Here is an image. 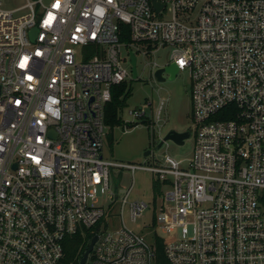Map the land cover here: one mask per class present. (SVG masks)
I'll return each instance as SVG.
<instances>
[{
	"label": "built area",
	"instance_id": "1",
	"mask_svg": "<svg viewBox=\"0 0 264 264\" xmlns=\"http://www.w3.org/2000/svg\"><path fill=\"white\" fill-rule=\"evenodd\" d=\"M164 45L191 71L193 157L106 158L113 87ZM114 166L154 172L153 202L132 185L119 212ZM127 204L151 220L131 228ZM116 217L85 263L264 264V0H0V264H60L68 237Z\"/></svg>",
	"mask_w": 264,
	"mask_h": 264
},
{
	"label": "rangeland",
	"instance_id": "2",
	"mask_svg": "<svg viewBox=\"0 0 264 264\" xmlns=\"http://www.w3.org/2000/svg\"><path fill=\"white\" fill-rule=\"evenodd\" d=\"M29 0H2L7 8H17L26 4ZM173 47L164 45L154 52L138 54V79H131L127 91L130 95L122 111V124L113 128L107 125L105 137L104 156L118 163L137 166H159L165 162L166 155L182 160V167H187L188 161L193 157L195 150V124L193 118L192 101V75L187 67L178 71L174 79H170L165 73L166 79L158 81L155 70L158 67L173 62L171 58ZM123 57H128V49L122 47ZM126 65L129 66L128 62ZM161 118H157V111L161 104ZM146 114L136 117L130 113L132 109H143ZM171 130L190 131V137L179 144L172 139L166 140L160 148H155L164 136ZM150 154L146 155V152ZM154 172L146 168H137L132 171L127 166H114L111 173V183L114 195H118L115 208L120 212L123 190L132 189L128 200L146 201L152 203ZM134 182V184H133ZM169 188V187H167ZM166 188V189H167ZM108 198L100 197L101 204H107ZM160 203V202H159ZM125 223L131 228H141L145 222L152 218V209L147 211L145 217L131 220L129 204L124 207ZM107 222V219H106ZM121 225V218L116 217L110 223L105 221L99 229V233L116 229ZM161 235V231L158 229ZM90 264V263H85Z\"/></svg>",
	"mask_w": 264,
	"mask_h": 264
},
{
	"label": "trees",
	"instance_id": "3",
	"mask_svg": "<svg viewBox=\"0 0 264 264\" xmlns=\"http://www.w3.org/2000/svg\"><path fill=\"white\" fill-rule=\"evenodd\" d=\"M128 27V25H124ZM127 83L116 85L113 87V100L107 105L105 122L111 128L122 124V109L126 105L127 98L130 91L126 90ZM98 225L85 229L74 236H70L66 240L65 255L60 264H80V260L87 250L92 237L98 233ZM164 244L162 241L158 242V250L162 258H164L163 251Z\"/></svg>",
	"mask_w": 264,
	"mask_h": 264
},
{
	"label": "water",
	"instance_id": "4",
	"mask_svg": "<svg viewBox=\"0 0 264 264\" xmlns=\"http://www.w3.org/2000/svg\"><path fill=\"white\" fill-rule=\"evenodd\" d=\"M36 31H37L36 27L32 28V30H31L32 39L35 38ZM131 64H132L133 78H137L138 77L137 56L133 52L131 53ZM178 70H179L178 65L175 62H172L168 65H165V66H162V67H159L158 69H156L155 76H156L158 81H164L166 79L165 73H168L170 76V79H174L178 73ZM190 135H191L190 131L171 130L164 136V138L161 140V142L155 148H160L163 145V143L169 139H172L179 144H183L185 142V139L190 137ZM148 154H150V151L146 152V155H148ZM97 239H98V235H94L92 237L87 250L84 252V254L80 260V264H84L87 261L88 255L91 252V250L93 249V246H94Z\"/></svg>",
	"mask_w": 264,
	"mask_h": 264
}]
</instances>
